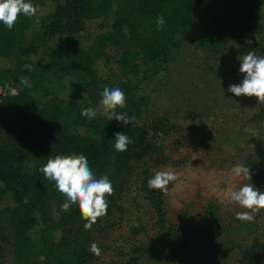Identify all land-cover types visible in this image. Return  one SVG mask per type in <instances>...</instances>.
Here are the masks:
<instances>
[{
  "label": "trees",
  "instance_id": "1",
  "mask_svg": "<svg viewBox=\"0 0 264 264\" xmlns=\"http://www.w3.org/2000/svg\"><path fill=\"white\" fill-rule=\"evenodd\" d=\"M31 2L48 7V12L20 15L11 30L0 23V87L8 90L0 103V235L12 253L9 264H225L216 248L229 230L220 208L212 203L204 207L195 234L191 215L182 214L181 222H174L166 192L147 186L160 170L158 158L165 153L160 143L169 144L181 128L187 129L160 111L153 93L161 88L165 97L187 95L184 116L210 115L211 101L198 105L189 96L192 90L173 91L175 60L186 45L194 44L225 57L221 66L207 68L222 86L240 84L244 74L235 73L234 63L250 50L258 54L264 49V0ZM161 15L165 25L158 29ZM106 70L107 78L99 73ZM22 76L31 87L20 84ZM187 81L196 88L204 85L199 78ZM10 87L18 90L16 95L9 94ZM105 87L126 94V107L115 111L135 117L133 123L108 119L99 104ZM255 104L258 111L251 122L260 138L247 144L261 146L264 103ZM85 108L96 109V118L82 116ZM118 132L132 140L127 151L114 148ZM226 141L235 142L229 136ZM256 151L242 164L264 182V150ZM67 154H84L97 177L107 175L112 181L115 192L108 197L104 216L110 230L126 221L130 192L136 190L146 202L145 207L133 200L137 212H143L137 214V225H130L122 250L107 254L99 245L101 254H93L89 249L98 241L97 231L84 229L78 206L61 210L65 198L39 169L49 158ZM145 215L151 217L150 226ZM260 235L249 247L237 245V264H264V228ZM119 239L114 235V242ZM109 244V249L114 247Z\"/></svg>",
  "mask_w": 264,
  "mask_h": 264
},
{
  "label": "rangeland",
  "instance_id": "2",
  "mask_svg": "<svg viewBox=\"0 0 264 264\" xmlns=\"http://www.w3.org/2000/svg\"><path fill=\"white\" fill-rule=\"evenodd\" d=\"M48 10V7L38 8L36 16L44 15ZM257 55L264 56V49ZM221 57L210 51L200 50L194 44H188L175 60L173 69V91L178 87L183 88V90L186 88L192 90L189 96L198 105L211 101L210 107L214 110L209 112L210 115L205 116V112H202V115L198 117H195L196 113L189 117L184 116L182 113L185 110L183 103L188 96H170L172 97L170 100V97L163 96L161 88H156L153 93L154 102L161 108L160 111L168 112L173 116L175 122L184 128L187 127L183 131L181 128L179 133L174 134V138L169 144L167 141L160 143V148L164 147L165 153L161 159L158 158V161L161 163L159 171L171 169L179 174V179L170 184L165 193L169 218L179 223L181 222L180 215H191V225L194 233L197 234V230L201 226L204 207L210 203L218 206L224 228L229 230L223 233L218 245H216L219 251L217 257L222 263L237 264V245L249 247L255 237L261 236L264 228V210L255 214L254 222H241L236 219V213L245 209L236 204L222 203V201L225 200L229 187L238 188L243 184H252L260 191H264V182L254 179L252 176L251 180L242 176L236 177L231 171L236 164H242L247 155L255 154L256 150H264V130L261 146L247 144L250 140L257 141L260 138V135L253 130L254 126L252 127L251 122L252 116L258 111V104H255L258 98L243 95L235 96L228 90L229 87L222 86V81L218 75L208 71L207 68L221 66L220 64L225 58L222 57L221 59ZM226 59L230 60L227 56ZM234 66L235 73L240 74L241 60L235 62ZM99 73L102 76L106 75V78L109 76L107 70L106 74L102 71ZM190 77L201 79L204 85L199 88L188 85L187 80ZM239 77L242 76L239 75ZM243 79L244 76L241 80L243 81ZM222 80L225 81L226 79L222 78ZM212 99H216V101H212ZM262 124L264 126V122ZM191 126H196V128H191ZM228 136L233 138L235 142L232 144L227 142L226 137ZM172 144H176L175 147ZM135 198H137V203L140 202L145 206L146 202L136 190L130 192L126 197V207L129 210L128 217L126 221L121 223L120 227H116L115 231L106 227L107 220L105 217L99 218L97 223L92 226V229L97 231L95 235L98 241L95 243L98 246L102 245V248L105 247L102 251L107 254L118 252L127 246L130 225H137V214L143 212L142 209L137 212V203L133 202ZM150 218L145 215L144 221L149 226L151 224ZM111 232H114L116 236L120 235L123 239L114 242V235L110 236ZM153 234L155 232L151 231V235ZM4 235L11 243V237L6 231ZM3 238L0 235V243L3 242L0 244V248L2 247L0 249L2 251L0 264H9L12 253L6 250L8 246ZM109 241L114 246L111 249H109V245H111Z\"/></svg>",
  "mask_w": 264,
  "mask_h": 264
},
{
  "label": "clouds",
  "instance_id": "3",
  "mask_svg": "<svg viewBox=\"0 0 264 264\" xmlns=\"http://www.w3.org/2000/svg\"><path fill=\"white\" fill-rule=\"evenodd\" d=\"M38 6L31 0H0V23L11 30L18 22L19 16L35 17ZM35 23H39L37 19ZM165 25L163 15L157 18L156 27L162 29ZM241 60L240 72L244 79L240 84L230 85L229 91L235 96L257 97L264 103V56H258L255 51L239 57ZM26 68L30 66L26 65ZM20 84L31 87L27 77H20ZM16 88H9L10 95L17 94ZM100 107L107 114L108 119L115 118L125 125L133 123L135 117H128L127 113H117V108L126 107V94L118 87H105L101 93ZM81 115L88 119H95L97 111L94 108H85ZM132 140L124 133L118 132L115 136L114 148L117 152L127 151ZM39 171L50 181L55 182L56 189L63 195L65 202L61 205L64 212L78 206L82 218L86 221L84 229L90 230L99 218L107 215L108 197L115 192L112 181L107 175L97 177L89 166L84 154L56 155L49 158ZM236 177L251 180L250 169L243 164H236L232 169ZM179 179L174 170L157 171L148 179L149 189L167 192L168 187ZM239 205L244 211L236 213V219L241 222H254L255 214L264 210V191H260L252 184H243L240 187H229L225 200L222 203ZM90 252L99 256L101 254L98 244L93 242Z\"/></svg>",
  "mask_w": 264,
  "mask_h": 264
},
{
  "label": "built area",
  "instance_id": "4",
  "mask_svg": "<svg viewBox=\"0 0 264 264\" xmlns=\"http://www.w3.org/2000/svg\"><path fill=\"white\" fill-rule=\"evenodd\" d=\"M7 94L8 90L6 88L0 87V103Z\"/></svg>",
  "mask_w": 264,
  "mask_h": 264
}]
</instances>
